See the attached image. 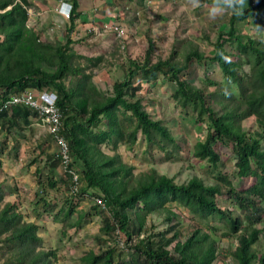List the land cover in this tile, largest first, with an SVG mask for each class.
Here are the masks:
<instances>
[{
  "label": "trees",
  "instance_id": "trees-1",
  "mask_svg": "<svg viewBox=\"0 0 264 264\" xmlns=\"http://www.w3.org/2000/svg\"><path fill=\"white\" fill-rule=\"evenodd\" d=\"M28 5L29 0H0V130L10 133L14 128L29 126L31 119L38 116L36 111L21 104L5 106L8 94H19L25 89L56 94L61 121L58 133L66 142L69 160L64 164L60 151L49 156L50 171L62 168L64 177L60 176L59 180L64 183L68 180L67 189L73 196H85L90 188L98 190L100 194L93 193V196L99 197L103 205L94 202L92 209L102 217L101 231L108 238L118 233L126 236L123 248L114 245L98 253L89 251L80 264H214L213 241L199 229L183 243L176 244L179 258L165 248L170 240L163 232L138 238L145 216L154 210L168 209L167 203L180 205L205 224L216 218L228 229L225 236L240 231L231 252L235 264H264V248L259 252L253 247L264 229V226L256 227L264 222V19L261 16L264 0H246L239 15L231 12L229 30L217 33L212 55L191 48L181 61L173 59L172 54L167 59L150 62L152 43H149L144 59L129 60L127 71L121 80L113 82L109 95L95 88L83 68L72 64L74 55L68 49L81 15L77 0H71L66 42L56 45L39 40L38 32L27 25ZM248 18L256 24L262 23L254 35L236 30L235 23ZM225 44L233 52L227 51ZM89 60L95 63L99 58ZM194 62L200 66L216 63L223 78L219 87L222 90L206 93L203 87L192 84L184 75ZM244 64L248 66L247 71L242 67ZM135 74L147 83L161 75L174 85L171 97L175 103L191 111L195 122L206 123V134L195 142L192 155L206 161L210 171L216 173L213 174L215 184L207 185L197 177L176 184L172 178L150 174L128 187L129 170L101 151L100 145L107 142H112L114 147L118 142L132 146L138 133L166 157H172L179 150L180 145L167 126L152 119L139 98L130 99L140 89V85L134 86L131 82ZM67 75L74 79L73 86H64L62 80ZM205 81L210 85L216 83L208 77ZM248 117L261 123L262 134H251L240 128L239 122ZM102 120L106 129L98 128ZM47 134L57 144L54 136ZM5 141L1 142L0 151L6 147ZM220 144L231 149L236 185L229 173L220 168ZM44 146L40 142L41 152ZM70 170L77 174L75 191H72L75 182ZM56 181H49L50 186ZM3 195L0 183V203ZM223 197L245 213L247 225L242 226L241 219L232 216L220 203ZM41 201L42 207L48 209L49 202L44 198L35 203ZM71 211V208L62 210L61 221L64 225H80L85 214L79 213L72 222ZM36 230L34 223L20 219L15 203H5L0 208V235L6 233L3 242L17 257V260L7 259L5 264H51L47 256H53L54 252L38 249L41 238Z\"/></svg>",
  "mask_w": 264,
  "mask_h": 264
},
{
  "label": "rangeland",
  "instance_id": "rangeland-1",
  "mask_svg": "<svg viewBox=\"0 0 264 264\" xmlns=\"http://www.w3.org/2000/svg\"><path fill=\"white\" fill-rule=\"evenodd\" d=\"M120 1L124 18L116 24L120 26L122 34L108 27L93 28L91 23L79 20L68 49L74 55L72 64L83 68V72L89 74L90 82L104 95L111 94L113 82L123 78L129 60L144 59L149 43H152L150 62L167 59L172 54L173 59L181 61L184 53L191 48L212 55L217 33L229 30L231 11L216 20L209 19L208 8L212 0H200V6L196 8L188 0ZM39 4V0H29L26 6L27 25L38 32L39 40L52 45L64 44L68 18L62 15L66 22H57L45 14ZM261 16L264 19V11ZM261 26L262 23L256 24L251 18L235 23L236 30L244 35H254L256 28ZM225 49L233 52L229 44H225ZM97 57L99 60L93 61L95 63L89 60ZM242 67L248 70L246 64ZM184 76L195 86L203 87L206 93L222 90L219 87L223 78L216 63L208 62L200 66L194 62ZM207 77L216 83L208 84L205 81ZM139 78L138 74L131 78L132 84L140 85V89L130 99L139 98L149 116L167 126L179 143V150L172 157H166L162 150L155 145H148L144 136L138 133L132 146L118 142L114 147L112 142H107L100 145L101 151L116 158L118 163L129 170L128 187L150 174L172 178L176 184L186 183L193 177L200 178L207 185L215 184L213 174L216 173L210 171L206 161L192 155L193 145L206 134V123L195 122V115L191 111L175 103L171 97L174 85L161 75L149 83ZM73 80L67 75L62 82L69 87L73 86ZM98 126L99 129H106L105 120ZM239 126L251 134L263 133L261 123L254 117L241 120ZM47 132V125L37 118H32L29 126L14 128L10 133L0 130V144L3 139L6 140V147L0 151V183L4 191L0 208L5 203H15V211L20 219L37 226L36 234L41 238L38 249L54 252L53 256H47L51 264H80L81 258L89 251L98 253L106 246L114 245L118 249L123 248L126 239L123 233L108 238L100 229L102 217L92 209L95 202L93 193L100 194L99 191L90 188L85 196H73L67 189L68 180L66 183L59 180L60 176L64 177L62 168L59 166L54 172L50 171L49 156L56 154L59 147ZM40 142L45 145L43 152L39 147ZM218 149L222 154L220 168L229 173L235 185L238 184L233 173L234 159L230 147L220 144ZM55 180L57 183L50 186L49 181ZM39 198L49 202L48 209L42 207V201L35 203ZM220 203L229 209L232 216L241 219L242 226L248 224L245 213L229 198H221ZM166 207L168 209L154 210L145 216V224L138 238L163 232L170 240L165 248L179 258L176 244L183 243L195 229H199L213 241L214 264H235L231 252L237 245L240 231L225 236L223 234L228 229L216 218L205 224L180 205L167 203ZM68 208L72 209V222L78 218L79 213L85 214L80 225H64L61 221L62 210ZM263 226L264 222L256 224L258 228ZM5 236L6 233L0 235V264H5L9 258L17 260L15 252L8 250V244L3 242ZM103 240H107V243H103ZM253 247L259 252L263 251L264 229Z\"/></svg>",
  "mask_w": 264,
  "mask_h": 264
},
{
  "label": "built area",
  "instance_id": "built-area-1",
  "mask_svg": "<svg viewBox=\"0 0 264 264\" xmlns=\"http://www.w3.org/2000/svg\"><path fill=\"white\" fill-rule=\"evenodd\" d=\"M173 1V0H172ZM71 9V4L65 0H61V5L59 7V12L64 15L66 18L69 17ZM108 27L112 29L117 34H122V30L118 24H111ZM56 94L50 91H39L35 92L32 89H25L19 94H8V98L5 101V106L21 104L31 108L36 111L38 116L37 119L42 123L47 125V133H51L57 144L59 145V151L63 160V163L66 164L69 160L67 153V145L64 138L59 135L58 131L61 125L60 113L56 107ZM73 175V181L75 184L72 185V191L77 189V174L74 171H69ZM94 201L98 204L103 205V202L99 197H94Z\"/></svg>",
  "mask_w": 264,
  "mask_h": 264
},
{
  "label": "crops",
  "instance_id": "crops-1",
  "mask_svg": "<svg viewBox=\"0 0 264 264\" xmlns=\"http://www.w3.org/2000/svg\"><path fill=\"white\" fill-rule=\"evenodd\" d=\"M36 1V0H35ZM40 7L53 20L65 23L66 20L59 12L61 0H39ZM71 4V0H65ZM123 1V0H122ZM79 20L91 23L93 28H103L123 19L122 3L120 0H77ZM40 10V9H39ZM116 21V22H115Z\"/></svg>",
  "mask_w": 264,
  "mask_h": 264
},
{
  "label": "clouds",
  "instance_id": "clouds-1",
  "mask_svg": "<svg viewBox=\"0 0 264 264\" xmlns=\"http://www.w3.org/2000/svg\"><path fill=\"white\" fill-rule=\"evenodd\" d=\"M188 3L193 8L200 6V0H188ZM245 3L246 0H212V4L208 8L209 19L216 20L229 11L235 15H239Z\"/></svg>",
  "mask_w": 264,
  "mask_h": 264
}]
</instances>
